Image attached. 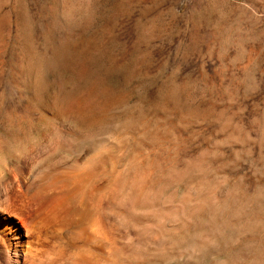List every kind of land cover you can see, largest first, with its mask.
Wrapping results in <instances>:
<instances>
[{
	"label": "rangeland",
	"instance_id": "rangeland-1",
	"mask_svg": "<svg viewBox=\"0 0 264 264\" xmlns=\"http://www.w3.org/2000/svg\"><path fill=\"white\" fill-rule=\"evenodd\" d=\"M30 63L143 114L160 138L144 147L149 158L176 150L182 169H198L199 205L225 202L226 227L234 218L244 244L264 246V0H0L10 149L17 76Z\"/></svg>",
	"mask_w": 264,
	"mask_h": 264
},
{
	"label": "bare ground",
	"instance_id": "bare-ground-1",
	"mask_svg": "<svg viewBox=\"0 0 264 264\" xmlns=\"http://www.w3.org/2000/svg\"><path fill=\"white\" fill-rule=\"evenodd\" d=\"M21 71L12 149L0 143V264H264V246L220 220L225 202L199 205L195 166L149 158L160 138L143 114L48 65Z\"/></svg>",
	"mask_w": 264,
	"mask_h": 264
}]
</instances>
